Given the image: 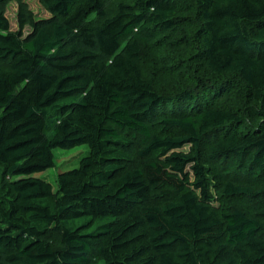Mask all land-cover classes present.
I'll list each match as a JSON object with an SVG mask.
<instances>
[{
    "label": "trees",
    "instance_id": "obj_1",
    "mask_svg": "<svg viewBox=\"0 0 264 264\" xmlns=\"http://www.w3.org/2000/svg\"><path fill=\"white\" fill-rule=\"evenodd\" d=\"M177 1H19L11 32L0 0V264H264V205L209 206L264 198V0H186L203 71L167 96L142 62ZM79 146L55 193L34 177Z\"/></svg>",
    "mask_w": 264,
    "mask_h": 264
},
{
    "label": "rangeland",
    "instance_id": "obj_2",
    "mask_svg": "<svg viewBox=\"0 0 264 264\" xmlns=\"http://www.w3.org/2000/svg\"><path fill=\"white\" fill-rule=\"evenodd\" d=\"M19 1L27 3L29 9L39 18L46 16L41 7L40 0H7L5 17L9 22L11 32H16L18 30L17 13ZM108 6L109 10L112 11L115 7V0H111ZM176 8V16L183 30H176L172 33L168 32L167 34L157 37L156 40L158 41L159 46L154 48V54L156 58V67L159 70H157V73L153 74L144 61L142 62V73L144 77L153 81L157 93L167 96H174L175 94L188 89L191 85V78L194 75L199 74L200 71H203L200 62L195 57L197 48L199 47V39L195 28V19L192 14V8L186 0L177 1ZM23 33L25 36L28 35L30 29L25 28ZM231 102L227 101L224 102V104H232ZM157 130L158 127L154 128L153 132L157 133ZM135 144L138 150L140 146L139 141H136ZM188 150L189 147H185L181 152L187 153ZM86 151L87 148L85 146H79L67 150H57L55 152V167L45 172L34 174V177H39L49 182L54 188L55 193L58 175L73 169L78 162V158ZM153 159L154 157L149 160H140L133 155L131 160L134 167H140L142 164ZM212 195L213 200L209 202V206L220 216L223 213L230 211L232 208L237 207H243L253 214L259 213V209L264 205V198L258 202H252L248 200H229L216 195L215 193ZM169 200L173 199L171 197H164L154 203L160 205ZM47 240L52 248L55 249L60 247L59 233L51 230L48 234ZM88 264H101V262L97 259Z\"/></svg>",
    "mask_w": 264,
    "mask_h": 264
}]
</instances>
